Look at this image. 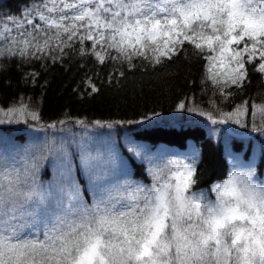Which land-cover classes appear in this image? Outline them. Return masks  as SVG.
Returning a JSON list of instances; mask_svg holds the SVG:
<instances>
[{
  "label": "snow or ice",
  "instance_id": "obj_1",
  "mask_svg": "<svg viewBox=\"0 0 264 264\" xmlns=\"http://www.w3.org/2000/svg\"><path fill=\"white\" fill-rule=\"evenodd\" d=\"M66 9L73 14H64ZM45 11L59 15L53 18ZM23 15L3 18L5 29L12 24L17 35L0 49V56L51 51L53 39L63 55V46L76 39L82 45L92 41L101 63L115 49L118 55L111 59L126 60L135 68L133 55L158 65L188 41L215 54L207 58L223 71L212 75L214 85L242 88L246 62L264 73V0H43L25 8ZM32 15L56 31L49 36L40 24L31 32L20 31L33 23L27 19ZM178 106L185 107L183 102ZM254 107L264 113V104ZM0 111L5 122L27 123L28 116L39 120L24 104ZM247 111L245 101L219 117L211 111L200 115L218 125L216 133L219 125H226L227 139L236 134L228 122L243 127ZM58 123L65 130V121ZM75 123L113 128L125 122ZM31 127L44 129L45 135L14 148L11 155L7 149L0 153V264H264V178L257 177L254 163L233 160L227 179L212 185L211 199L204 190H192L198 178L197 148L183 159H165L163 150L146 154L145 146L130 144V151L145 154L149 161L152 183L144 184L131 178L114 146L102 150L49 133L57 122ZM252 130L264 137V128L253 124ZM73 143L79 146L78 166ZM45 161L52 163L58 179L41 180ZM89 190L91 202L84 195Z\"/></svg>",
  "mask_w": 264,
  "mask_h": 264
},
{
  "label": "trees",
  "instance_id": "obj_2",
  "mask_svg": "<svg viewBox=\"0 0 264 264\" xmlns=\"http://www.w3.org/2000/svg\"><path fill=\"white\" fill-rule=\"evenodd\" d=\"M42 2L0 0V49L17 35L12 24L5 29L3 18L15 15L24 19L25 8ZM64 14L73 13L66 9ZM45 15L56 18L59 13L45 11ZM27 19L33 23L25 24L20 31L31 32L34 24L42 25L49 36L56 31L54 25L49 28L38 15L27 16ZM64 39H67L66 35ZM40 40L43 43V35ZM56 45L57 41L53 39L51 51L45 48L31 57H22L18 51L13 56H0V109L18 108L24 104L29 112H36L39 116L38 121L28 116L27 123L24 120L5 122L7 118L0 111V134L7 137L0 140V153L7 149L11 155L14 148L24 147L34 137L42 138L45 130L31 127L34 123L51 125L57 122L55 129L49 127L47 131L52 129L68 137H77L86 127L75 123L76 119L86 124H95L97 120L124 121L113 128L104 124L88 129L111 130V137L101 143L102 150L114 146L120 159L126 163L131 178L140 183H152L150 164L145 154L137 156L130 151V144L145 146L146 154L163 150L165 159L176 150L185 149L189 153L193 148L199 149L198 178L192 190H204L211 199H215L212 185L227 179L234 170L232 161L237 157L254 163L256 175L264 178V137L252 130L253 124L264 128V113L254 107L264 104V73H260L253 62L245 64L248 75L241 88L231 84L214 85L212 75L223 71L207 58L215 54L207 47L196 49L188 41L158 65L146 57L133 55L135 68H129L126 60L111 59L118 55L115 49H110V56L101 63L92 52V41L85 40L82 45L73 39L63 46V55ZM82 48L86 51L82 52ZM148 55L151 56V52ZM258 62L259 57L256 58ZM245 101L248 111L243 118L244 126L232 121L228 123L236 132L254 133L253 138L238 140L232 135L226 139V125H219L221 131L216 133L214 129L218 125L200 115V111H211L219 117L221 112L232 111ZM181 102L185 105L183 109L178 106ZM189 107L199 111L189 112ZM152 112L157 115L152 116ZM142 116L148 119L142 120ZM61 120L65 121V130H61L58 123ZM71 151H74V164L78 166L79 152L74 148ZM52 167V163L44 162L41 180L58 179V173ZM84 195L91 202L92 192L86 191Z\"/></svg>",
  "mask_w": 264,
  "mask_h": 264
},
{
  "label": "rangeland",
  "instance_id": "obj_3",
  "mask_svg": "<svg viewBox=\"0 0 264 264\" xmlns=\"http://www.w3.org/2000/svg\"><path fill=\"white\" fill-rule=\"evenodd\" d=\"M100 131H102V132H106L107 131V129L105 128V129H101ZM98 131H96V130H93V129H88V128H86V129H83L81 132H80V135L79 136H77V137H74V135H72V136H70V137H68L65 133L63 134V133H61V132H58V131H56V130H52V132L51 133H53V134H55V135H57V136H63V137H65L66 139H68V140H75V141H77V142H79L80 140H84L86 143H89V144H92V146L94 147V148H96V147H100L101 149H102V140H103V142H106L107 141V139L108 138H110L111 136L108 134H105V133H101V135H97L98 133H97ZM112 134V133H111ZM109 136V137H108ZM6 136H4V135H1L0 134V140H3V139H6L5 138ZM70 148H71V150H72V148H74L75 149V151H78L79 152V146H78V143H73V144H71L70 145ZM74 152V151H73ZM183 154H185V153H183V152H178V153H176V157H182L183 156ZM74 159V158H73ZM245 163H248V162H245ZM53 169H54V167H52ZM55 170V169H54ZM55 172H56V170H55Z\"/></svg>",
  "mask_w": 264,
  "mask_h": 264
}]
</instances>
